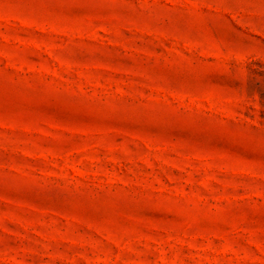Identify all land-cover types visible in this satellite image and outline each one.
Returning a JSON list of instances; mask_svg holds the SVG:
<instances>
[{
    "label": "rangeland",
    "instance_id": "obj_1",
    "mask_svg": "<svg viewBox=\"0 0 264 264\" xmlns=\"http://www.w3.org/2000/svg\"><path fill=\"white\" fill-rule=\"evenodd\" d=\"M0 264H264V0H0Z\"/></svg>",
    "mask_w": 264,
    "mask_h": 264
}]
</instances>
